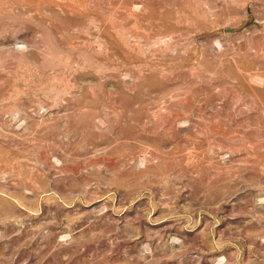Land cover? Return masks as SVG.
Listing matches in <instances>:
<instances>
[{
    "label": "rangeland",
    "instance_id": "rangeland-1",
    "mask_svg": "<svg viewBox=\"0 0 264 264\" xmlns=\"http://www.w3.org/2000/svg\"><path fill=\"white\" fill-rule=\"evenodd\" d=\"M0 264H264V0H0Z\"/></svg>",
    "mask_w": 264,
    "mask_h": 264
}]
</instances>
